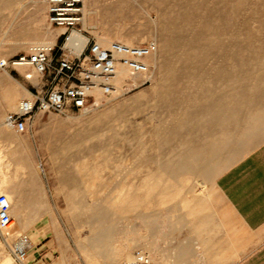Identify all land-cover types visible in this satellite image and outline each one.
Masks as SVG:
<instances>
[{
  "label": "rangeland",
  "instance_id": "1",
  "mask_svg": "<svg viewBox=\"0 0 264 264\" xmlns=\"http://www.w3.org/2000/svg\"><path fill=\"white\" fill-rule=\"evenodd\" d=\"M83 6L84 28L97 41H154L157 65L147 60L148 73L129 75L122 89L95 97L87 109L37 113L23 132L0 131V180L10 181L0 183V193L7 201L25 165L40 172L38 217L23 230L12 217L10 232L32 243L26 264L39 255L61 264L59 245L68 264H126L137 254L156 264L185 242L196 197L213 195L218 173L264 140V0H83ZM60 31L48 24L46 0H0V60L45 38L54 43ZM23 69L33 77L0 69V130L16 110L1 106L12 88L26 92L17 106L42 86L38 74ZM196 149L205 161H182L185 150ZM184 164L198 170L186 175ZM37 233L46 237L37 242ZM95 236L99 263L83 248Z\"/></svg>",
  "mask_w": 264,
  "mask_h": 264
},
{
  "label": "built area",
  "instance_id": "2",
  "mask_svg": "<svg viewBox=\"0 0 264 264\" xmlns=\"http://www.w3.org/2000/svg\"><path fill=\"white\" fill-rule=\"evenodd\" d=\"M46 5L49 26L61 30L59 40L50 46L33 45L27 53L0 60V69L30 68L42 82L40 89L34 87L16 110L5 116V124L17 132L27 130L37 113L84 110L94 104L97 94H114L119 69H126L129 75L148 73L147 58L157 47L154 41L142 45L100 43L84 28L83 0H46ZM25 78L31 79L29 74ZM7 203L6 195L0 193L1 233L11 229ZM13 256L18 262L29 257L25 249L15 250ZM46 258L39 255L32 264H46ZM132 264L152 262L137 254Z\"/></svg>",
  "mask_w": 264,
  "mask_h": 264
},
{
  "label": "crops",
  "instance_id": "3",
  "mask_svg": "<svg viewBox=\"0 0 264 264\" xmlns=\"http://www.w3.org/2000/svg\"><path fill=\"white\" fill-rule=\"evenodd\" d=\"M214 189L190 204L189 236L163 256L174 264H264V140L218 173ZM37 234V242L46 237Z\"/></svg>",
  "mask_w": 264,
  "mask_h": 264
},
{
  "label": "bare ground",
  "instance_id": "4",
  "mask_svg": "<svg viewBox=\"0 0 264 264\" xmlns=\"http://www.w3.org/2000/svg\"><path fill=\"white\" fill-rule=\"evenodd\" d=\"M32 2L34 3V4H36L37 2H38V0H32ZM39 2H40V0H39ZM42 2V1H41ZM36 8V7H35ZM37 9V8H36ZM40 14V13H39ZM86 21V20H85ZM85 21L83 22V24H85ZM84 27H87L86 26V24H85V26ZM88 28V27H87ZM90 28V27H89ZM117 40L118 41H120V42H122V43H124V44H128V45H132L133 44V42H132V40L131 39H129V38H122V37H117ZM100 43H102L103 44V42H101L100 41ZM53 44V40H47L46 38H45V40H42V41H40V42H38V44L37 45H44V46H50V45H52ZM156 55H157V53H156V51L155 52H153L148 58H147V60H149L150 61V59H151V64H153V65H157V60H156ZM148 63V62H147ZM150 63V62H149ZM159 65V64H158ZM21 69V71L22 72H24V69L23 68H20ZM24 74L25 75H27V74H29L30 75V77L32 78L33 77V75L31 74V73H26V72H24ZM136 75H139V74H136ZM135 75V76H136ZM132 76V75H131ZM131 76H129V74H128V72H127V70L126 69H124V68H121V69H119V71H118V74H117V79H116V85H117V90H120V89H122V87L126 84V82H125V80L128 78V77H130L131 78ZM146 77V76H145ZM152 77H154V76H152ZM151 77V78H152ZM133 78V77H132ZM142 79V78H141ZM144 79V78H143ZM129 80V79H128ZM133 81H135V80H133ZM141 81V80H140ZM133 83V82H132ZM138 84V83H137ZM124 90V89H123ZM26 95V92H24L22 89H19L17 86L15 87H13L12 88V91L9 93V95H8V97H7V99H6V101L5 102H2L1 103V106L2 107H4V108H6V109H9V110H15L16 108H17V106H15V104H14V100L17 98V97H19V96H25ZM96 102H98L99 101V99H100V97H101V95L100 94H97L96 96ZM264 106V105H263ZM261 109V108H260ZM5 111V110H4ZM259 112H260V110H258ZM262 111V110H261ZM264 111V110H263ZM258 114H260V113H258ZM257 114V115H258ZM255 115V114H254ZM264 115V114H263ZM261 116V117H264V116ZM252 116V115H251ZM250 117V116H249ZM254 118V117H253ZM250 119V118H249ZM68 120H70V119H68ZM248 120V119H247ZM251 120V119H250ZM254 120H256V119H254ZM257 120H261V119H257ZM219 122V121H218ZM226 122H228V121H226ZM225 121L224 122H222L223 124L224 123H226ZM251 122V121H250ZM255 122V121H254ZM5 123V122H4ZM217 123V122H216ZM215 123V124H216ZM245 123V122H244ZM243 123V124H244ZM249 123V122H248ZM251 123H253V122H251ZM257 123V122H256ZM219 124H220V122H219ZM228 125H230L229 123H228ZM233 125H234V123H233ZM246 125V124H245ZM250 125V124H249ZM261 124H259V126H260ZM220 126V128H221V124L219 125ZM231 126V125H230ZM218 127V125L215 127V129ZM222 127L223 128H221V129H224V128H226L227 129V127H225L224 125H222ZM242 127V126H241ZM251 127H253V125L251 124ZM219 128V127H218ZM233 128H235V129H237L236 127H233ZM242 128H245V127H242ZM250 128V127H249ZM12 128L11 127H9L8 125H6V128L5 129H1L0 131L1 132H3V133H8L10 130H11ZM225 129V130H226ZM239 129H240V127H239ZM247 129V128H246ZM256 129V128H255ZM218 130V129H217ZM229 130H230V127H229ZM228 130V131H229ZM248 130V129H247ZM233 130H230L229 132H232ZM11 132V131H10ZM220 132V131H219ZM226 132V131H225ZM224 132V133H225ZM229 132H228V134H229ZM237 132V131H236ZM236 132H234V134L236 133ZM240 132V131H239ZM255 132H257V130L255 131ZM254 132V133H255ZM264 132V131H263ZM227 133V132H226ZM9 134V133H8ZM225 136H226V134H225ZM231 136H232V134H231ZM256 136H258V135H256ZM256 136H255V138H256ZM260 136V135H259ZM218 137V136H217ZM217 137H216V139H217ZM221 137V136H220ZM219 137V139H222V137L220 138ZM235 137H236V135H235ZM229 138V137H228ZM228 138L226 137L224 140H228ZM233 138H234V135H233ZM254 138V139H255ZM211 139V138H210ZM231 139V138H230ZM235 139V138H234ZM237 139V138H236ZM208 142V141H207ZM218 142V141H217ZM216 142V143H217ZM232 142V141H231ZM205 143V142H204ZM211 143H212V141H211ZM215 143V144H216ZM219 144H221L222 142L219 140V142H218ZM224 143H225V141H224ZM251 143V142H250ZM250 143H248V144H250ZM190 145V144H189ZM201 145H202V143H201ZM204 145V144H203ZM202 145V147H204ZM235 145H236V143H235ZM191 147H192V145H190ZM198 146H200L199 145V143H198ZM211 146V145H210ZM213 146V145H212ZM216 146L218 147V145L216 144ZM216 146H214L215 148H212V150L211 151H213V149H215L216 150ZM196 147V146H195ZM201 147V146H200ZM201 147V148H202ZM194 148V147H193ZM240 148V147H239ZM184 149H186V148H184ZM195 149V148H194ZM197 149H198V147H197ZM196 149V150H197ZM242 149V148H241ZM191 150V149H190ZM201 149H199V150H197V151H195L194 150V152H192V153H188V150H185V151H187V153L185 152L184 154H186V155H182V161H191V162H193V163H197V162H199L200 163V161H205V159H207V158H204V156H202V153H201V151H200ZM192 151V150H191ZM206 151H208V150H206ZM240 150H238V152H239ZM218 152V151H217ZM207 153H209V151L207 152ZM183 154V153H182ZM189 154V155H188ZM223 154H224V152H223ZM206 155V154H205ZM224 156V155H223ZM207 157V156H206ZM216 158H217V156H215ZM174 158V157H173ZM215 158V159H216ZM171 159H172V157H171ZM171 159H167V162L166 163H168V161L171 163ZM214 159V158H213ZM222 159V158H221ZM173 161V163L174 162H176V160L174 161V160H172ZM173 163H171L172 165H173ZM220 163H221V161H218V162H215L214 164H213V168H212V172H210V173H213V171L214 170H216L218 167H219V165H220ZM32 165V164H31ZM188 164H184V165H182L181 166V168L179 167V169H180V171L182 172V173H184V174H186V175H188V174H190L193 170H194V167L193 166H187ZM195 165V164H194ZM167 167V166H166ZM173 167V166H172ZM195 167H196V165H195ZM201 167V166H200ZM170 168H171V165H170ZM171 169H174V168H171ZM197 170H198V167L196 168ZM24 170H25V172H23V174H22V176H21V179H19L18 181H15L9 188L12 190V193H11V195H8V203H9V207L7 206V209H8V212H9V215H10V217H11V219H12V217H17V219H18V224H19V228L21 229V230H23L25 227H26V225H28L29 223H31V222H34L36 219H37V217H38V213H39V209L41 208V206H42V203H39V200H37V199H35L37 196H36V194H38V192H39V185H38V183H39V177H40V172H39V168L36 166H29V164H27V165H25L24 166ZM167 170H169V167H168V169ZM197 170H195V171H193V173L195 172L196 173V171ZM175 171V170H174ZM179 171V170H178ZM168 172V171H167ZM170 172H172L173 173V171H170ZM169 172V173H170ZM175 172H177V171H175ZM25 174V175H24ZM174 174V173H173ZM173 174H171V175H173ZM170 175V174H169ZM195 175V174H194ZM194 175L192 176V177H194ZM174 176H176V173H175V175ZM183 177H185V176H182L181 178H183ZM177 178H179L180 179V176L179 177H177ZM178 179V180H179ZM181 180V179H180ZM179 180V181H180ZM8 178H3V179H1L0 180V183L1 184H4L5 186L8 184ZM10 182V181H9ZM202 191H204L203 189H202ZM28 206L30 207L31 206V208L30 209H28ZM113 211V210H112ZM112 217V216H111ZM52 219H53V216H52ZM100 219V218H99ZM56 221H54V223H55ZM12 221H11V226H12ZM59 225V224H58ZM55 228V230L57 229L56 228V226L54 227ZM55 234H56V237H57V239L59 238V230H56L55 231ZM0 236H1V238L4 240V241H1V239H0V264H13L12 263V261H11V258H10V253H13L15 250H19V249H25V250H28V248H32V243L29 241V239H28V237L27 236H25L24 234H22V233H20V231H17V232H15V233H13V234H11V232L10 231H8V232H4V233H1L0 232ZM96 237V236H95ZM91 237V239L89 240V241H87L86 243H84L83 244V248L85 249V251H86V253L91 257V259H92V262H98L99 263V255H100V248L102 247L101 246V244H100V241H98V238L100 239V237L98 236V237ZM97 239V240H96ZM94 240H95V242H97L96 243V246H94ZM59 248H60V250H61V254H62V257L60 258V262H61V264H68V263H66L67 262V260L65 261V259H66V251H67V248H62L60 245H59ZM95 250L94 251V253L92 252V250ZM103 251V250H102ZM29 260V258L27 257L25 260H22V261H19V263L20 264H26V261H28ZM133 262H127L126 264H132ZM156 264H174L173 262H170L169 261V258L168 257H165V256H163V257H159L157 260H156Z\"/></svg>",
  "mask_w": 264,
  "mask_h": 264
}]
</instances>
